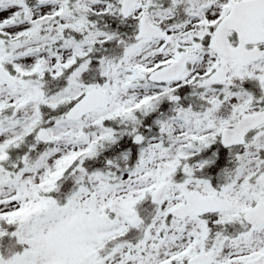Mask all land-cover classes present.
Returning <instances> with one entry per match:
<instances>
[{
    "label": "snow or ice",
    "instance_id": "6c2138e0",
    "mask_svg": "<svg viewBox=\"0 0 264 264\" xmlns=\"http://www.w3.org/2000/svg\"><path fill=\"white\" fill-rule=\"evenodd\" d=\"M0 264H264V0H0Z\"/></svg>",
    "mask_w": 264,
    "mask_h": 264
}]
</instances>
